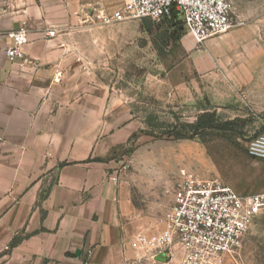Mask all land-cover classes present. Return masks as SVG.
Here are the masks:
<instances>
[{
    "label": "crops",
    "instance_id": "obj_1",
    "mask_svg": "<svg viewBox=\"0 0 264 264\" xmlns=\"http://www.w3.org/2000/svg\"><path fill=\"white\" fill-rule=\"evenodd\" d=\"M122 2L0 0V264H158L139 236L162 221L148 229L110 157L137 129L130 106L70 45L79 23ZM22 25L25 57L10 61L5 32Z\"/></svg>",
    "mask_w": 264,
    "mask_h": 264
},
{
    "label": "rangeland",
    "instance_id": "obj_2",
    "mask_svg": "<svg viewBox=\"0 0 264 264\" xmlns=\"http://www.w3.org/2000/svg\"><path fill=\"white\" fill-rule=\"evenodd\" d=\"M229 1L239 25L198 48L182 38L184 30L175 39L163 20L103 25L90 15L74 31L70 45L80 51L87 75L121 97L136 121V131L110 157L151 231L160 228L189 174L241 194L264 190V160L246 151L264 129V0ZM203 111L240 118L242 132H217L205 141L149 134L150 115L168 125L192 122ZM233 257L239 264H264V212Z\"/></svg>",
    "mask_w": 264,
    "mask_h": 264
},
{
    "label": "built area",
    "instance_id": "obj_3",
    "mask_svg": "<svg viewBox=\"0 0 264 264\" xmlns=\"http://www.w3.org/2000/svg\"><path fill=\"white\" fill-rule=\"evenodd\" d=\"M172 11L182 22V38L193 48L239 25L229 0H123L118 10L91 16L107 25L131 19L159 21ZM55 33V29L46 32L48 36ZM5 36L9 39L5 57L23 60V46L28 42L26 26L6 31ZM246 151L250 157L264 160V129L248 140ZM263 212L264 190L241 194L218 181L189 174L164 212L161 231L152 237L141 235L139 242L145 259L153 263L169 264L178 252L177 264H218L223 254L236 253L250 224ZM159 254L165 260L158 262Z\"/></svg>",
    "mask_w": 264,
    "mask_h": 264
},
{
    "label": "trees",
    "instance_id": "obj_4",
    "mask_svg": "<svg viewBox=\"0 0 264 264\" xmlns=\"http://www.w3.org/2000/svg\"><path fill=\"white\" fill-rule=\"evenodd\" d=\"M161 20L166 26L174 30L175 39L181 36L183 30L182 22L175 11H172L169 17ZM146 122L150 127L149 134H154L158 131L159 135H166L172 139H199L201 141L210 139L217 132L241 133L244 127L240 118L222 119L215 111H203L192 122L177 121L176 123L165 125L162 122H155V118L151 115L147 117ZM19 241L20 237H15L11 244H17Z\"/></svg>",
    "mask_w": 264,
    "mask_h": 264
}]
</instances>
